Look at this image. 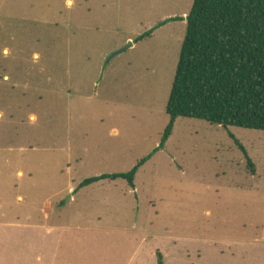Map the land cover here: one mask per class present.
I'll list each match as a JSON object with an SVG mask.
<instances>
[{
    "label": "rangeland",
    "instance_id": "obj_1",
    "mask_svg": "<svg viewBox=\"0 0 264 264\" xmlns=\"http://www.w3.org/2000/svg\"><path fill=\"white\" fill-rule=\"evenodd\" d=\"M193 2L0 0V264H264V131L155 152Z\"/></svg>",
    "mask_w": 264,
    "mask_h": 264
},
{
    "label": "trees",
    "instance_id": "obj_2",
    "mask_svg": "<svg viewBox=\"0 0 264 264\" xmlns=\"http://www.w3.org/2000/svg\"><path fill=\"white\" fill-rule=\"evenodd\" d=\"M178 20L184 18H168L156 28ZM186 21L167 105L170 121L155 152L165 146L179 117L199 118L227 129L254 170L248 151L229 128L264 131V0H194ZM153 154L130 172L91 177L80 187L124 179L135 188L140 167ZM157 255L158 264H165L162 253Z\"/></svg>",
    "mask_w": 264,
    "mask_h": 264
}]
</instances>
